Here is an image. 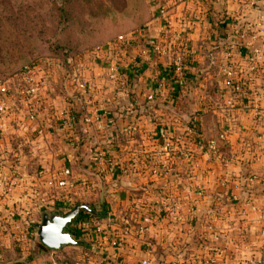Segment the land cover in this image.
Instances as JSON below:
<instances>
[{"label":"crops","instance_id":"crops-1","mask_svg":"<svg viewBox=\"0 0 264 264\" xmlns=\"http://www.w3.org/2000/svg\"><path fill=\"white\" fill-rule=\"evenodd\" d=\"M169 13L193 20V28L186 29L183 23L177 29V36L194 50L183 81L165 77L169 60L155 63V57L146 55L137 68L129 64V77L119 85L108 77L106 55H102L93 64L98 74L94 89L85 96L73 91L64 69L58 70L42 95V103L54 111L43 134L25 118L21 107L12 116L0 114V170L12 171L17 162L21 173L32 175L66 164L75 180L69 202L61 192L30 180L21 181L10 195L0 191V264H141L145 256L152 264H201L199 256L209 252L215 254L217 264H228L233 251H229L232 241L227 237L237 228L249 232V249L259 252L258 239L251 233L257 230V217L264 211V188L251 186L244 178L252 169H264V126L254 124L249 107H240L237 98L229 109L224 105L219 65L225 55L224 43L240 31L238 27L251 36H236L234 44L230 42L236 63L243 64L246 41L264 47V4H256L242 16L237 14L236 0H187L169 5ZM149 26V36L159 32L158 19H151ZM249 90L258 93L260 105L264 104V70ZM45 105L42 113L48 117ZM62 108L73 113V130L60 126L57 113ZM93 111L99 113V121H85ZM230 112L235 125L226 137L218 140L213 151L201 149L198 139L205 142L217 136L231 120ZM163 129L180 146L193 150L196 164L167 152L160 137ZM100 150L104 151L102 160L97 157ZM126 160L132 163L125 173L120 166ZM163 161L169 162V173H153L152 168ZM189 181L200 183L204 194L193 193ZM225 190L240 196L250 193L257 197L259 209L250 211L244 220L230 209L227 223L231 226L226 223L214 237L204 238L203 220L212 215L207 210ZM75 201L89 203L105 222L100 235L82 225L86 212L68 225L79 242L68 245L89 252L74 255L65 245L49 252L33 233L25 242L16 238L18 232L36 230L37 214L45 203L51 212L63 213ZM174 202L182 206L178 213L171 211ZM190 202L196 206L191 213L186 208ZM164 207H170V214H165ZM126 223L128 233L119 244H111L110 239Z\"/></svg>","mask_w":264,"mask_h":264},{"label":"built area","instance_id":"built-area-1","mask_svg":"<svg viewBox=\"0 0 264 264\" xmlns=\"http://www.w3.org/2000/svg\"><path fill=\"white\" fill-rule=\"evenodd\" d=\"M187 0H152L151 5L154 7L155 19L159 20L160 26L159 32L155 35L149 36L150 26L143 25L136 30L130 31L123 35H118L112 39H109L102 43H97L91 47L82 48L75 52H69L66 55H50L34 58L24 63L15 75L6 80H0V114L2 115H14L18 107H21L25 111V118L35 124V130L38 133L43 134L46 131L47 124L54 111L48 105L42 103V95L46 92L52 80L57 77L58 70L64 69L66 76L69 78L73 91H79L82 95H86L93 91L95 86V77L98 75L94 70V65L98 60L102 58V55H106V72L110 79L116 81L119 85L126 83L129 74V64L137 68L143 56L152 55L155 57V63H158L160 59L166 58L169 60L168 74L165 77H170L176 80H184L189 72L190 60L194 55V50L188 46V44L181 40L177 36L178 25L185 23L186 29L193 28V20L182 17L174 18L169 13V5L172 3H182ZM238 4V13L242 16L248 14L250 10L264 0H236ZM183 21H180V19ZM240 29L239 32L232 36L229 42L224 43L225 55L223 61L219 65V71L221 74V88L226 93L224 98V105L233 106V100L237 98L239 106L245 108L249 107L252 119L256 126H264V104L260 105V96L255 93L254 90L248 91L250 84L256 79V77L264 70V47L260 43H246L244 46L248 48L244 52L243 64L236 63L233 60L231 43L234 44V38L250 37V33L247 30ZM236 42V40H235ZM98 66V65H97ZM68 69V70H66ZM250 92V93H249ZM46 106L45 113L48 117L42 113V108ZM51 114V115H50ZM231 119L226 126H223L222 130L217 136L210 137L208 140L201 141L198 139V144L201 149L206 151H213L217 148L218 140H222L226 137L227 132L235 124V115L230 112L228 114ZM57 117L60 121V126L73 130L75 126V117L69 108H62L58 111ZM155 118V117H152ZM100 116L97 111H93V114H88L84 117L85 121H99ZM236 126L238 124L236 123ZM2 124H0V128ZM160 137L163 139L164 147L169 153L177 154L181 157L192 159L191 163L196 164L195 154L193 150L180 146L176 142L175 137L166 130L160 131ZM2 150V140L0 136V151ZM97 157L102 160L104 157V151H98ZM109 163L114 165L113 160L109 158ZM132 160H126L121 166L122 172H128L131 168ZM170 170L169 162L163 161L159 166L152 168L153 173L162 172L168 174ZM23 180H30L34 182H42L47 188L52 191L61 192L63 194V200L69 202L72 200L73 187L75 186L74 176L72 174L71 167L62 164L60 166L52 168L39 169L32 175H25L18 170V164L15 162L12 171L2 169L0 170V191L5 195H10L14 189ZM245 183L251 186H262L264 188V169H252L245 175ZM184 183V182H182ZM191 184L193 193L198 196L204 194L203 187L196 181H189ZM212 209H208V212H212L210 218H204L203 220V236L204 238H212L217 233L216 231H222L228 221V211L234 210L237 217L241 220L247 218L248 213L252 210H257L258 202L257 197L250 193L239 195L235 192L226 191ZM47 203L44 205L46 206ZM72 205V204H71ZM70 206V205H68ZM195 203L190 202L187 205L188 212L195 210ZM172 212L178 213L182 206L179 203H173ZM68 209V207L66 208ZM165 214L169 213L170 207H164ZM171 212V213H172ZM170 214V213H169ZM93 216V215H91ZM91 227L97 233L102 234L104 231V220L102 217L88 218ZM257 220L259 222L258 230V249L259 252H252L249 249L247 240L242 241L241 249L242 256L240 258L235 257L233 252L228 256V264H264V211L259 213ZM223 223H225L223 225ZM82 225H85L82 222ZM227 226H231L228 222ZM129 225L126 223L122 226L119 232L110 239L111 244L117 245L123 240L124 234L128 233ZM32 233L36 236V230L31 232H18L16 238L21 241H27ZM216 233V234H215ZM229 242L232 241L231 236L227 237ZM246 251H249L246 253ZM201 264H217V257L213 252H209L205 255L199 256ZM175 261V260H174ZM141 264H152L148 257H143L140 260ZM175 263V262H174Z\"/></svg>","mask_w":264,"mask_h":264},{"label":"rangeland","instance_id":"rangeland-1","mask_svg":"<svg viewBox=\"0 0 264 264\" xmlns=\"http://www.w3.org/2000/svg\"><path fill=\"white\" fill-rule=\"evenodd\" d=\"M151 1L0 0V76L10 74L11 78L25 62L48 56L56 49L58 42H63L62 38L77 42L79 39L76 37L84 35L94 45L136 30L143 25L149 26L155 12ZM76 202L79 201L74 203ZM72 206H68L64 212ZM46 207L43 206L37 214L39 221L42 211H50ZM88 213L86 212L81 218L87 227H91ZM237 229L230 234L232 246L229 251L241 255L242 241L249 240L246 234L249 232L244 228ZM251 234L254 238H258V230ZM74 237L78 238L75 234ZM36 239L38 240L37 235ZM65 246H69L65 248L74 255L82 254L83 251L89 252L81 247L68 244ZM42 248L49 252L53 250Z\"/></svg>","mask_w":264,"mask_h":264},{"label":"water","instance_id":"water-1","mask_svg":"<svg viewBox=\"0 0 264 264\" xmlns=\"http://www.w3.org/2000/svg\"><path fill=\"white\" fill-rule=\"evenodd\" d=\"M82 210L95 214L94 208L87 202H76L64 213L42 211L41 220L36 224L38 239L52 249H58L67 244H77L78 240L68 225Z\"/></svg>","mask_w":264,"mask_h":264},{"label":"trees","instance_id":"trees-1","mask_svg":"<svg viewBox=\"0 0 264 264\" xmlns=\"http://www.w3.org/2000/svg\"><path fill=\"white\" fill-rule=\"evenodd\" d=\"M151 16V15H150ZM61 24H63V23H61ZM77 39H79L77 42H74V40L73 39H63L62 38V41L63 42H58L56 45H57V47H56V49L53 51V52H51V53H49L48 54V56H50V55H59V56H63V55H66L67 53H69V52H75V51H77V50H80V49H82V48H86V47H91L92 45H93V42L92 41H89L88 39H86L85 38V36L84 35H82L81 37L79 36V38H78V36L76 37ZM77 39H75V41L77 40ZM86 39V40H85ZM73 41V42H72ZM92 42V43H91ZM95 44V43H94ZM32 60V59H31ZM30 61V60H29ZM28 62V61H27ZM26 63V62H25ZM14 72V71H13ZM10 74H8V75H4V76H0V80H6V79H8V78H10V76H9ZM72 206V205H71ZM93 207V206H92ZM81 212H87V211H85V210H82ZM80 212V213H81ZM79 213V214H80ZM90 215H94V216H96V217H101L102 215H98L97 214V212H95V214H91V213H89ZM79 217V215L73 220V221H75L77 218ZM74 233V232H73ZM38 243H39V245H42V247H45V248H48L47 246H45L39 239H38ZM79 242H77V244H78Z\"/></svg>","mask_w":264,"mask_h":264}]
</instances>
